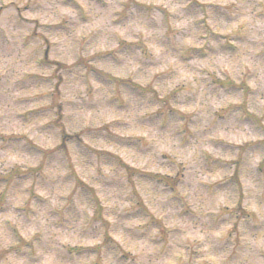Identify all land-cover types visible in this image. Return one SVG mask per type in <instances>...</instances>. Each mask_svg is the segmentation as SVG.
Masks as SVG:
<instances>
[{"label":"clouds","instance_id":"obj_1","mask_svg":"<svg viewBox=\"0 0 264 264\" xmlns=\"http://www.w3.org/2000/svg\"><path fill=\"white\" fill-rule=\"evenodd\" d=\"M0 264H264V0H0Z\"/></svg>","mask_w":264,"mask_h":264}]
</instances>
